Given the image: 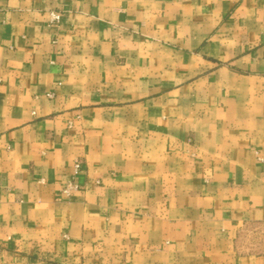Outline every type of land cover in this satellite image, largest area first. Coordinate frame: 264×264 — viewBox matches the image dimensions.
I'll return each instance as SVG.
<instances>
[{
  "label": "crops",
  "instance_id": "obj_1",
  "mask_svg": "<svg viewBox=\"0 0 264 264\" xmlns=\"http://www.w3.org/2000/svg\"><path fill=\"white\" fill-rule=\"evenodd\" d=\"M0 264H264V0H0Z\"/></svg>",
  "mask_w": 264,
  "mask_h": 264
},
{
  "label": "built area",
  "instance_id": "obj_2",
  "mask_svg": "<svg viewBox=\"0 0 264 264\" xmlns=\"http://www.w3.org/2000/svg\"><path fill=\"white\" fill-rule=\"evenodd\" d=\"M61 19V15L57 12H51V20L54 23H58ZM48 96H52L51 93H48ZM81 169V163L79 161H75L73 164V169H72V178L66 181L61 189L60 193L63 194L66 197H70V195L74 192L77 191L80 186L79 183L76 181V176L79 174Z\"/></svg>",
  "mask_w": 264,
  "mask_h": 264
}]
</instances>
